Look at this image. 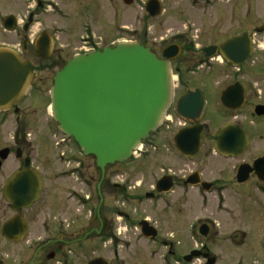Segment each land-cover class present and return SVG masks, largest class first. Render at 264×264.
I'll use <instances>...</instances> for the list:
<instances>
[{"label": "flooded vegetation", "instance_id": "1", "mask_svg": "<svg viewBox=\"0 0 264 264\" xmlns=\"http://www.w3.org/2000/svg\"><path fill=\"white\" fill-rule=\"evenodd\" d=\"M67 1L70 2L68 3L70 8L68 5L62 7L59 0H0V49L15 54L21 61L28 62L34 67L33 76L22 95L0 108V264H88L90 261L86 252L88 233L93 231L103 239L114 238L115 234L112 231L114 222L109 220L107 223V217L104 216L108 211L112 212L115 218L119 217L127 223L135 224L134 228L144 239L155 242L160 231L156 222L147 216L133 220L131 213L120 209V203L123 207L133 206L146 199L155 206L162 202L167 207L170 206L169 198L173 200L172 197L177 196L181 199L191 192L196 193L203 201H207L208 196L223 200L228 187L218 179H207L209 170L205 168H195L180 177L174 171L165 168L147 190L143 193L136 192L135 186L133 190L129 186H123V182L115 180L114 175L110 176V171L105 172V166L108 167L113 164L111 163L105 165L103 169L96 165L100 170V180L95 187L97 203H94V197L88 194L89 182L83 172L88 154H84L77 146L75 149L72 148L71 153H65L68 148L66 142L69 141L70 144L75 142L71 137H64L58 130V125L52 121L44 129L46 131L44 137L52 140L51 144H45L47 151L44 148L43 160L48 167L54 163L65 165L53 173L54 177L68 180L71 174H75V179L73 184L65 186L62 198L56 190L49 189L52 184L45 183L43 168L35 161V86L41 85L36 82L35 57L50 60L54 56L52 59L55 60L54 63H64L74 55L100 51L105 46H114L120 40H134L116 38L104 42L103 36H99L102 35L103 28L94 30L100 21L103 0ZM261 1L264 8V0ZM119 2L130 5L122 0H110L108 4L114 10ZM76 17L82 19L77 20ZM56 18L67 20V25L58 27ZM114 27L112 32L116 30L114 34H119L120 27ZM79 30L81 33L78 34ZM242 35L246 36L247 42L242 40L239 45L232 47L229 50L232 52L231 55L227 56L220 51L210 56L206 54V46H219L232 37ZM42 37L46 38L49 45L48 57L35 53L41 51L37 43ZM198 38L187 36L185 32H178L166 40L161 38L159 49L147 46L159 58H162L165 47L178 46L179 54L169 59L173 76V95L160 127L143 141L142 152L125 162L132 164L137 159H146L152 152L169 142L176 156L186 162H193L200 155L205 158L214 156L224 162H232V170L229 172L231 179L238 185L234 186L237 188L235 190L238 197L247 203V206H241L239 209L230 208L227 213L230 216L236 213L242 215L243 208L247 209L251 205L254 207L251 210L256 212L249 215L251 224H248L247 229L236 228L231 231L232 238L239 236L244 240L259 236V239H264V181L253 169L254 162L264 157V24H255L249 29L242 27L206 45H196ZM187 50L197 53V56L181 67L174 66V62ZM188 93H196L190 100L195 104L184 105L179 113L178 102ZM200 102L202 107L196 110ZM185 128L189 130L186 135L188 140L199 133L200 147L193 157L184 156L174 145V135ZM223 128L228 130L227 138H222L223 141L237 140L243 136L245 143L241 152L231 155L215 150L217 133ZM159 136L161 137L157 138ZM62 139L64 142L56 145ZM52 145L58 150L51 156L49 149ZM36 149L39 150L37 145ZM35 170L43 180L39 198L36 201L33 199L27 205L21 204L19 209H14L13 202L8 200L11 191L8 187L15 186L12 181L18 174L27 171L35 176ZM239 178L243 179L240 181ZM160 179H167L169 186H156ZM252 180L256 181L250 184L249 181ZM16 186L24 185L20 183ZM26 186L30 188L23 192L24 197L20 199L21 201L33 196L35 182H29ZM119 195L121 202L118 200ZM256 198L258 200H255ZM16 219V229L9 230L7 224ZM96 221L97 229L89 230L88 225ZM142 221H146L148 227L155 228L156 235L153 238H145L141 233ZM216 223L215 219L205 218L198 223L195 231L203 238L212 233L216 236L219 233L214 231ZM258 227H263V230L257 232ZM261 244L264 245V240ZM162 245L166 254L163 264L184 262L191 264L198 259L205 264L209 257H214L205 243L191 248L184 254L174 252L172 244L167 245L165 240H162ZM192 251L199 252V255L186 261L185 256ZM253 258L251 263L264 264L263 258L257 256Z\"/></svg>", "mask_w": 264, "mask_h": 264}, {"label": "rangeland", "instance_id": "2", "mask_svg": "<svg viewBox=\"0 0 264 264\" xmlns=\"http://www.w3.org/2000/svg\"><path fill=\"white\" fill-rule=\"evenodd\" d=\"M108 1L110 0H103L100 21L94 29L103 28L102 35L99 33L98 35L103 36L104 42H110L116 38L134 39L151 49H159L161 38L166 40L178 32H185L190 37L198 36L199 40H196L195 44L206 45L228 36L242 27L249 29L255 24H264V8L261 0H161L163 11L154 17L146 13L145 0H133L129 6L119 2L114 10L109 6ZM59 2L62 7L70 3L67 0H59ZM68 6L70 8V5ZM81 19L80 17L77 20ZM56 21L58 27H62V25L64 27L68 22L60 18H56ZM50 23L52 22L50 21ZM114 26L120 27L119 34H114L116 30L112 32V29H115ZM77 33H81V30ZM150 51L152 52V50ZM194 53L187 50L174 62V66L181 67L185 65L184 63H190L197 56V53ZM53 58L54 56L50 60H44L35 57L36 82L41 84L35 86V161L38 166L43 168L45 183L52 184L49 189L56 190L59 197L62 198L64 196L63 189L66 185L73 184L75 174H71V178L68 180L54 177L53 173L65 165L54 163L48 167L43 160L45 154L42 153L44 148L47 151L45 144H51L52 140V138L47 140L44 137L46 133L44 129L53 121L49 111L48 89L53 83L55 73L68 61L54 63ZM66 144L68 148L64 151L65 153H71L72 148L75 149L77 146L76 143L70 144L69 141ZM36 145L39 148L38 151ZM55 150L58 149L52 145L49 154L54 155ZM85 161L86 168L83 172L89 182L88 194L92 195L94 203H97L95 187L100 180V170L91 155L86 156ZM232 164V162H224L214 156L205 158L203 155L198 156L193 162H186L176 156L174 148L169 142V144L161 146L159 150L152 152L146 159H137L132 164L114 162L108 167L105 166V172L110 171V176L114 175V179L123 182V186H129L132 190L135 186L136 192L143 193L147 190L165 168L174 171L179 177L195 168H205V170H209L207 179H218L228 187L224 192L223 200L219 197L208 196V200L203 201L196 193L191 192L181 199L177 196H173V200L169 198V207H165L162 202L155 206L154 203L151 204L152 202L146 199L133 206L123 207V204L120 203V209L131 213L133 220L146 216L152 218L160 230L158 240L148 242L134 228L135 224L127 223L119 217L115 218L114 214L108 211L104 216L107 217V223L109 220L114 222L112 227L114 238L103 239L98 236L99 234L96 235L93 231L89 232L86 241L88 261L101 257L109 264H163L166 254L162 240H165L167 245L171 243L172 250L178 254L188 253L191 248L205 243L213 256L216 257L215 264H253L251 263L254 260L253 257L264 259V245L261 244L264 239H259V236L244 240L239 236L232 238L231 231L236 228L247 229L248 224H251L249 215L256 213L251 210L254 208L252 205L247 209L243 208L242 215L236 213L237 215L230 216L227 213L230 208L239 209L241 206H247V203L238 197L235 190L237 188L234 187L238 185L235 184L234 179H231L229 172L232 170ZM255 181L252 180L249 183L253 184ZM120 198L121 195L118 196V200L121 202ZM205 218L217 220L214 231L219 233L216 236H213L212 233L203 238L196 233L195 229L198 223ZM255 220L258 222L257 218ZM97 226L96 221L88 225V229L96 230ZM251 227L255 229L254 226ZM257 230V232L262 231L263 227H258ZM220 235L222 237H218ZM202 263L203 261L198 259L191 264Z\"/></svg>", "mask_w": 264, "mask_h": 264}, {"label": "water", "instance_id": "3", "mask_svg": "<svg viewBox=\"0 0 264 264\" xmlns=\"http://www.w3.org/2000/svg\"><path fill=\"white\" fill-rule=\"evenodd\" d=\"M131 4L133 0H122ZM145 10L150 16L161 13L159 0H146ZM246 36H235L219 46L205 48L208 56L220 51L227 56L229 50L239 45ZM41 51L37 55L48 57L49 45L45 37L38 43ZM179 54L176 45L163 49L162 58H158L149 48L138 42H119L114 47H104L89 54L74 55L55 73L50 88V108L58 130L72 137L84 154L92 155L101 169L114 162L126 161L142 140L148 138L162 123L170 106L173 84L169 59ZM34 67L21 61L15 54L0 49V108L18 99L33 76ZM196 93L183 96L177 106L180 113L184 105L195 104L190 101ZM202 102L197 104V109ZM188 129H182L174 135L176 150L184 156L193 157L199 151V133L193 139H186ZM228 130L220 129L216 136L215 149L222 154L235 155L242 151L244 138L226 139ZM255 171L264 181V157L254 162ZM239 169L238 174H240ZM243 178H239L241 181ZM35 182L33 196L25 198L30 186ZM8 200L13 208L19 209L39 198L42 178L35 170V176L27 171L18 174L12 181ZM23 183L24 186H16ZM167 179H160L156 186H169ZM26 200V202H25ZM16 220L7 227L16 229ZM23 229V228H22ZM145 238L156 235L155 228L148 227L146 221L140 223ZM199 252L192 251L185 256L186 261L197 257ZM215 257H209L205 264H214ZM88 264H107L103 258L90 260Z\"/></svg>", "mask_w": 264, "mask_h": 264}]
</instances>
